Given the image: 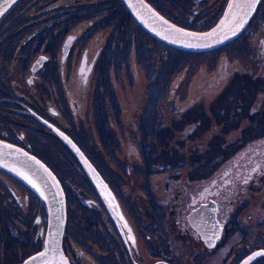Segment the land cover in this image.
<instances>
[{"label": "flooded vegetation", "instance_id": "flooded-vegetation-1", "mask_svg": "<svg viewBox=\"0 0 264 264\" xmlns=\"http://www.w3.org/2000/svg\"><path fill=\"white\" fill-rule=\"evenodd\" d=\"M44 1L45 10L56 16L68 15L51 22L50 29L37 26L35 16L28 24L17 22L20 17L12 23L13 27L0 28V138L43 160L60 180L67 214L63 248L70 261L73 264H91L90 259L99 264H196L192 259L196 258L200 244L199 254L207 260L205 264H211L209 260L216 258L215 248L223 247L238 232L237 242L222 257L226 260L224 264L229 260V264H239L253 253L255 258L249 264H264V214L254 211L264 213V197L249 205L250 196L258 200L264 192V109L260 112L264 103L256 99L257 94L264 92L261 86L264 85V33H260L252 51L253 67L248 72L231 71L230 62L234 60L228 50L230 43L204 51L171 46L140 26L122 0L119 1L124 9L115 12L110 0L92 3L30 0L26 7L22 0L11 6L18 11L11 12L10 17L20 13L25 19L27 8L33 9V3ZM147 1L177 25L199 30L210 28L228 2ZM85 8L88 11L81 10ZM204 14L211 16L204 21L201 19ZM261 15L264 19V11ZM253 17L241 33L250 26ZM102 24L106 30L100 28ZM134 28H139L162 49L148 46V41L146 45L139 38L135 40ZM169 50L175 54L182 51L206 54L209 58L206 70L216 75L211 79L208 75L199 76L200 79L187 83L184 94L180 88L185 75L170 88L171 78L167 80L162 65ZM218 59L219 62H212ZM236 59L243 63L239 56ZM7 62L15 63L16 68L11 71ZM255 69L263 73L261 77L254 75ZM140 71L150 75L144 84V94L142 91L143 95L148 94L146 99H141L142 95L130 96L133 89L128 88L141 79ZM115 72L117 77L112 79ZM242 80L260 82L252 92L254 100L247 106L244 96L229 88ZM118 81L125 88L126 98L116 93ZM134 98L140 105L136 107L138 122L134 119L131 133L137 139L145 138V142L142 147L138 143L140 148L133 141L131 145L136 144L137 157L142 161L139 167L126 164L129 158L122 152L121 143L122 151L115 159L118 167L127 168L131 175L137 174L134 169L141 171L138 180L129 187L128 176L124 182L111 166L109 171L105 170L106 159L102 160L101 148L105 150L104 143L115 145L119 127L123 126L125 132L123 114L129 111L125 104L133 103ZM232 102L237 104L229 111ZM166 103L171 106L168 110ZM214 111H219L223 119L217 122L213 118L205 125L204 118ZM91 116L96 121L95 127ZM88 125L96 130L93 148L86 142L89 138H85L86 131L91 129ZM210 125L217 133L204 144L200 155L194 156L197 148L202 147L199 133L210 130ZM232 131L237 135L224 144V136ZM250 131L254 132L250 135ZM71 145L94 167L93 178L84 167L85 158L82 162ZM64 162L70 164L69 168L61 166ZM157 162L156 170L151 164ZM198 165H207L205 172H195ZM111 170L115 172L113 176ZM0 171L3 172L0 173L1 238L7 244L18 243V231L23 235L28 232L27 237L31 238L32 234L36 247L38 240H43L47 214L33 200L37 197L34 191L7 171L1 168ZM4 174L24 185L33 196L7 183ZM134 187L140 193L137 196L132 191ZM9 206L12 212L6 210ZM14 216L25 223L23 231ZM9 217L10 220L6 219ZM181 244L188 246L189 252L182 250Z\"/></svg>", "mask_w": 264, "mask_h": 264}, {"label": "rangeland", "instance_id": "rangeland-1", "mask_svg": "<svg viewBox=\"0 0 264 264\" xmlns=\"http://www.w3.org/2000/svg\"><path fill=\"white\" fill-rule=\"evenodd\" d=\"M19 1H22V0H17V3ZM24 1H25L24 6L26 7V3L27 2L30 3V0H24ZM48 1H50V0H48ZM87 1L88 2L90 1L92 3V2L98 1V0H87ZM103 1H107V0H103ZM110 1H113V6H112L113 12H115V10L119 9V8L124 9L122 3H120L119 0H116L117 2H115V0H110ZM45 2L46 1H44L43 3H41V2L37 3L36 2V3H33V9L27 8V11L25 12L26 13L25 19H23V16L20 13L16 14L14 16V18H11L10 15L16 13V11H18V10L14 9V8L12 9L13 6L10 7L5 12L6 14L4 13L5 15L3 14L4 16L2 15L0 18V28H4L6 26L13 27L12 23H14L16 21L15 19L20 18V17H21V20H19L17 22H24V23L28 24L32 20V17L35 16L36 19H34V18L33 19L38 22L37 26L44 25L50 29L51 22L57 21L61 17H66L68 15V13H64L61 16H56V14H53L51 11L45 10L46 7H43L45 5L44 4ZM216 3L217 2L215 1L214 3H211V5L215 6ZM87 6H89V5H87ZM21 10L22 9H20V12H21ZM81 10L82 11H88L87 8L81 9ZM263 11H264V0L261 3L260 9L257 11V13L254 15L252 21L250 22V24H249L250 26L246 28V31L241 33L237 38L228 42V43H230V45L228 46L229 53L231 54L230 58H232L234 60L233 62L232 61L230 62L231 71H237L238 69H241L242 72H246L248 70V68L253 67L255 62H254V57H253L252 51L254 50L255 45H257V43L259 42L258 36L260 35V33L261 34L264 33V27H261V25H263V23H264V19H261V16H262L261 14L263 13ZM209 16H211V14L208 16H205V14H204V16L201 17V19L205 21L206 17H209ZM96 17H99V16H96ZM96 19H98V18H96ZM218 19L215 20V22L210 26V28L213 27L217 23ZM85 20L86 19H84V21ZM82 22H83V20H82ZM33 26H36V24H33ZM78 26H80V24H78ZM84 26H85V24L82 25V27H84ZM103 27L105 28V24H102L100 28H103ZM210 28L202 29L200 31H205V30H208ZM107 29H108V27H107ZM134 29L135 30L133 31V35H134L135 40H136V38L137 39L139 38L141 41L143 40L146 45H147V41H148V46L149 45H151V46L156 45L159 47V49H162L161 45L156 44V42H154L151 38H149L139 28H134ZM188 29H191V28H188ZM105 30H106V28H105ZM137 30H140V32H138ZM193 30H199V29H193ZM247 30H248V32H247ZM46 32H49V31L47 30ZM131 38H132V36H131ZM142 47L144 49L146 48L145 46H142ZM143 48H141V49H143ZM145 50H147V49H145ZM153 50H157V48H155ZM143 53H144V51H143ZM236 56H239L240 58H242V60H243L242 64L237 59L235 61ZM164 57H165L164 62L163 63L161 62V63L164 67L163 71H165V73L167 75V77H166L167 80L171 78L170 79V81H171L170 82L171 83L170 88H172L175 85V81L178 80L179 77H181L182 75H185V80H184L183 84L181 85L180 93L184 94V90L187 87V85H186L187 83H190L191 81L193 83L194 80L200 79L202 77L204 78L207 75H208V77L210 76L208 79H211L216 75L215 71H214L215 73L210 74L206 70L205 63L207 62L206 60H209V58L206 57V54H204V53L192 54V53H187V52L182 51L181 53L179 52V54H175V52H171L169 50V52L167 51L164 54ZM154 58H156V57H154ZM128 59H129V57H128ZM130 59H131V57H130ZM127 61H129V60L124 59V62H127ZM176 62H178V63H176ZM212 62H219V59H218V61L213 60ZM121 63H122V61H121ZM7 66L11 71H13L16 68L15 63H12V62H7ZM173 68H174V70H173ZM212 68L215 69L216 65L212 66ZM140 72H142L141 73V79H139L138 81L133 83L134 87L131 88V85H130V87L128 86V88L133 89L130 96L142 95L141 99H144V98L146 99L148 94L143 95L144 94L143 90H144V84H147V82H145V81L147 80V78H149L150 75L148 73V76H147L145 74V71H140ZM114 74H115V76L111 75L112 79L117 77V73L115 72ZM262 74L263 73L259 74V71L257 69L254 70L255 76L261 77ZM199 76H200V78H199ZM149 80H150V78H149ZM261 82H263V80ZM121 83L122 82L118 81V87H117L116 93L118 95H120L121 97L126 98V97H124L125 88H124L123 84L121 85ZM259 84H260L259 80L252 82V83H246L245 81L242 80V82L237 81L236 83H232L231 85H229V88L232 90H236L240 96H244V98H243L244 106H247L252 100H254L252 92L257 89V85H259ZM203 85L204 84H202L200 86H203ZM206 85H207V83L204 86H206ZM231 86H232V88H231ZM261 86H263V90H264V85L261 84ZM263 90H261V91H263ZM142 91H143V94H142ZM147 93H148V91H147ZM137 98H139V97H137ZM137 98H134L133 103L132 102L131 103L126 102V104L124 103L127 106V108L129 109L128 113L125 111V114H123L124 115V122H125V132L123 130V126L119 127V129L116 132V140L117 141H116L115 145H112L113 147H111V145H106V143H104L105 144V150L101 148L102 160L106 159L105 170L109 171L108 169L111 166V169L117 170L120 177H123L124 182L127 181L126 177L128 176L129 187H132V184L138 180V174L141 173V171L138 170L136 172V169H134L135 173H137V174L131 175V173H127V168L125 170L121 167L119 168L117 165V161H115V159H118L117 153H119V151L121 152L122 148H123L122 152L127 153L126 156L129 158V160H127L126 164H128L130 166L134 165V166H138V167L141 164L142 158L140 159L137 157L138 148H136V144L138 146V143H141V147H142V143L145 142V138L141 137L140 139H137L135 137V135H133L131 133V128H130L134 124V119L136 120V122H138L139 111H136L137 110L136 107L140 104H137L138 103ZM183 98H184V96H183ZM236 99L239 101L238 98H236ZM256 99H258L259 103H261V104H262V102L264 103V92H262V94H259V95L257 94ZM236 104H237V102H232L231 106L229 105V107H228L229 111H231L230 110L231 108L236 107ZM170 107H171L170 104H168V103L165 104L166 110H168ZM104 108L105 107L102 106V111H104ZM263 109H264V105H263V108L260 112H262ZM123 111H124V109H123ZM231 113H233V112H231ZM207 116L208 117H206V119L204 118V120H203V123H205V125H208L212 121L213 118L217 122H221V120L223 119V116L221 117V115L219 114V111L218 112L214 111V114L212 112L208 113ZM140 117H139V119L142 120L144 118V115L140 116ZM91 120H92V126L95 127L96 121L94 118L92 119V116H91ZM242 120H244V119H242ZM237 122H239V121H237ZM139 124H140V126L143 124L145 125V123H143V124L139 123ZM86 127L91 128V126H89V125ZM86 132L88 133V135L85 138H87V137L89 138L86 142L93 148V142L95 141V138H96V135H94V133H96V130L94 128H91V129H88ZM253 132L254 131H250L249 132L250 135ZM216 133H217V131L215 130L214 127H212V125H210V130H204L201 133H199V135H198L199 138L198 137L197 138L199 140L198 142L202 143V147L197 148L196 152L194 153V156L196 153L198 155H200L201 151L205 148L204 144L207 143L208 139L212 138L213 135H215ZM236 135H237V132H234V131L225 135L224 139H226V140L223 143L227 144V141L231 140ZM218 136L219 135H217V137ZM104 141H106V140H104ZM132 141L135 142L136 144L133 143L131 145ZM221 141H222V139L220 140V142ZM120 143H121L122 148H120V150H119V144ZM126 147H128L127 151H126V149H127ZM138 147L140 148V146H138ZM143 147H145V146H143ZM139 153H141V151ZM131 159L136 160V162H133ZM183 161L185 162V160H183ZM62 165H63L64 169L69 168V166H70V164H67L65 162H64V164H61V166ZM158 165H159V163L157 162L155 164H151V167H153L154 169L157 170ZM56 166H57V164H56ZM206 166L205 165H198V167H196L195 172L197 171L199 173V171H201V170L205 172ZM58 169H59V167H58ZM182 169L186 170V167L182 168ZM111 172H112L111 175L113 176V173H115V172L112 170H111ZM0 173H3V172L0 171ZM4 175H5L4 179L7 181V183H9V182L12 183L17 188V190L19 192H21L23 194L26 193L28 196L33 194V193H30V190L27 189L26 187H24V185H22L20 182H17L14 179H11L6 174H4ZM122 188H124V187H122ZM134 189L135 190H132V191H133V193H135V196L139 195L140 193L138 191H136L137 188L134 187ZM260 197L261 198L264 197V192L261 194V196H259L258 200H255V198L253 199V197L250 196L249 197V205L252 206V205H255V203H258L260 201ZM33 200L34 201L37 200L40 203L41 212H43L44 215L47 214L46 213L47 209L45 207L44 201L41 198H39L38 196L35 198L33 197ZM254 207H256V206H254ZM6 210L12 212L13 208L9 206ZM254 211L258 215L264 214L258 210H254ZM2 218H3V214L0 210V219H2ZM14 218H15V222H17L22 227V231H23L26 228L25 226H23V225H25V223L23 221H21V219L18 217L14 216ZM6 219L10 220V217L6 218ZM12 222L13 221H9V223H12ZM0 224L3 225V222H1ZM44 224H45V222L43 219V225ZM11 228L12 227L10 226V229ZM18 234H20L18 243L14 242V243H10V244H7L6 241H4L5 238L4 237L1 238V234H0V264H19V263H22L28 256L34 254L35 252H37L38 250L43 248V245H44L43 240L42 241L38 240V245L35 247L34 246L35 244H33L32 234H31V238L27 237L28 232H26V234L23 235L18 231ZM239 235L240 234L238 232H235V234L227 240V242L225 243V245L223 247H220V246L216 247L215 248V249H217V251L215 252L216 258L213 259V261L209 260V262H211V264H224L226 260H222V257H224V254L229 247L235 245L233 243L237 242L236 237ZM4 236H6V235H4ZM181 248L185 252H189L188 246L181 244ZM200 250L201 249H200V244H199V249H198L199 252H198V254H195L196 258H193L192 261H195L196 264H205V262L207 260L206 259L203 260V257H201L202 254L201 255L199 254V253H201ZM185 255L187 256V254H185ZM184 258H186V257L183 256V259ZM90 260H91V264H99L98 261H94L93 259H90ZM229 261L227 262V264H229Z\"/></svg>", "mask_w": 264, "mask_h": 264}, {"label": "water", "instance_id": "water-1", "mask_svg": "<svg viewBox=\"0 0 264 264\" xmlns=\"http://www.w3.org/2000/svg\"><path fill=\"white\" fill-rule=\"evenodd\" d=\"M122 1L138 24L155 38L180 49L204 51L235 39L247 26L261 0H228L217 23L205 31L177 25L158 12L147 0ZM15 2L0 0V11L4 14ZM71 147L83 162L85 158L83 153L75 146ZM85 161L84 167L93 178L95 169L86 158ZM0 168L35 191L47 209L43 248L19 264H72L63 248L67 218L66 199L63 186L56 174L37 156L1 138ZM254 258L255 253L244 258L239 264H249Z\"/></svg>", "mask_w": 264, "mask_h": 264}, {"label": "snow or ice", "instance_id": "snow-or-ice-1", "mask_svg": "<svg viewBox=\"0 0 264 264\" xmlns=\"http://www.w3.org/2000/svg\"><path fill=\"white\" fill-rule=\"evenodd\" d=\"M13 2H15V0H13ZM3 14V12L2 11H0V15H2Z\"/></svg>", "mask_w": 264, "mask_h": 264}, {"label": "bare ground", "instance_id": "bare-ground-1", "mask_svg": "<svg viewBox=\"0 0 264 264\" xmlns=\"http://www.w3.org/2000/svg\"><path fill=\"white\" fill-rule=\"evenodd\" d=\"M157 39V38H156ZM159 40V39H158Z\"/></svg>", "mask_w": 264, "mask_h": 264}]
</instances>
